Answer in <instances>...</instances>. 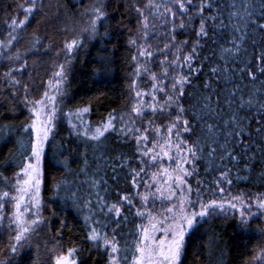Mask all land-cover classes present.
I'll list each match as a JSON object with an SVG mask.
<instances>
[{"label":"snow or ice","instance_id":"1","mask_svg":"<svg viewBox=\"0 0 264 264\" xmlns=\"http://www.w3.org/2000/svg\"><path fill=\"white\" fill-rule=\"evenodd\" d=\"M105 7V0H96L83 10L90 17L87 27L82 28L70 41L64 42L61 51L65 61L55 65L52 78L47 81L40 99H28V85H23L24 104L31 113V121L21 125V128L24 133L30 134V140L27 147L19 142L27 154L21 153L22 162L19 170L14 173L12 192L0 191V229L9 233L7 251L10 254L7 259L0 260V264H13V259L21 255V250L29 243L30 237L37 234L38 229L46 222L42 216L44 205L41 199L45 145L56 134L61 115L60 104L66 95L63 85L67 83L69 67L76 50L82 46L81 37L87 35L89 39H93L97 36L98 23L109 17ZM43 8L42 0H23V3H18L16 9L23 13V18H5L4 23L10 31L6 42L0 41V47L8 48L13 45V41L18 42L22 38L19 33L27 28L38 13L43 12ZM129 8L139 17L137 35L128 41L129 46L136 49L131 57L135 64L133 76L149 74L152 90L144 92L137 80L133 79L129 87L135 102L129 111L117 115L113 110L95 127L84 119L90 112L89 107L62 113L69 125L70 134L95 142L97 146L102 138H106V133H115L121 142L134 140L136 147L133 158L140 165L138 170L129 168L128 174L122 177L120 173L130 165L132 158L121 153L111 158L116 162L111 165H108L109 158L103 153L95 158L98 166L86 181L91 189L96 190L95 209L91 199L83 201V208L89 213L83 217L88 229L85 233L86 240L92 244L93 250L103 249L107 254L108 264H182L186 252V237L194 234L209 220L221 216L227 220L230 213L237 210L239 218L236 225L242 231L251 230L250 221L253 219L264 220V194L247 199L244 193L236 196L230 193L223 195V185L231 186L233 183L230 176L232 169L227 166L228 163H243L247 170L248 162L256 157V151L264 158V79H261L264 77V0H197L195 3L194 0H147L143 8L135 2L130 3ZM145 10H148L147 14ZM150 17L165 27L171 25L167 32L168 42L155 52L148 41L156 36L151 30L157 24L152 23ZM195 22H198V27L193 28ZM189 30L194 32V41L177 39L181 33L190 34ZM104 36H109L107 30ZM39 44L40 40L33 34L31 46L26 51L39 52ZM210 45H214L216 50L208 56H202L198 50ZM44 47L47 49L50 46ZM185 48L189 50L185 52ZM171 49L175 51L173 58L169 60L167 53ZM156 54L164 57L159 61L160 73L151 72L147 66ZM59 55L60 52H57V56ZM5 58L9 61L21 59L19 52ZM212 60H217V63L209 67L207 78L201 85L194 86L193 79H199L200 73L207 66L206 62ZM27 67L28 61L24 60L19 68H9L4 73L13 88L21 83L14 72L26 71ZM245 80L248 81L247 84L243 83ZM221 82L231 87H214ZM192 87L196 91L188 92L187 89ZM201 88L207 95L199 91ZM245 91L247 98L244 96ZM156 93L163 95V102L158 100ZM13 95L16 93L13 92ZM221 95L223 104L231 110L228 118L219 123H208V119L219 117L223 111ZM145 96H150L153 102H145ZM186 96L195 100V103L185 107L182 101ZM146 110L150 111L153 119H143L147 114ZM173 112L175 116L172 115ZM160 117L168 122L162 126L156 125L155 119ZM253 124L256 125L255 128L252 127ZM195 126L200 127L199 135ZM185 136H195V139H185ZM149 144L152 146L148 147ZM164 157L175 167L166 168L161 164L157 171H147L161 163ZM100 160L111 167L114 183L123 178L130 181L133 189L142 186L146 191L117 193L118 200L109 203L106 199L107 180L103 176L96 178L102 171ZM217 160L220 164L216 163ZM202 161L206 163L205 172L218 170L219 175L212 181V187L205 186L204 181L198 179L194 188L188 178L199 174L198 163ZM12 162L14 160H6L0 166H11ZM57 163L67 167V160ZM88 167L85 159L80 172L87 174ZM144 176H149L151 183ZM0 178L8 183L7 177ZM236 179L247 180L248 177L237 175ZM54 187L59 194L61 184ZM101 190L105 195L100 194ZM204 193H209V197L206 198ZM217 193L221 194L220 199L215 198ZM72 198L75 203L77 193L73 192ZM137 199L140 207L134 203ZM157 200L161 204L167 202L169 206L156 209ZM7 204L12 205L10 212L6 211ZM121 204H126L129 209L135 208L134 215L147 220L146 223L135 226L132 233L135 238L131 242L125 240L123 245L116 234L128 222L129 217L124 214ZM95 215H102L115 225L111 233L103 230L108 225L95 220ZM65 226L62 222L61 229ZM258 231L264 235V228ZM57 236L62 238L59 231ZM53 243L60 249L58 253L55 249L49 250L53 264H85L84 259L77 255L83 249L76 246L63 249L58 239ZM246 264H264V247L253 249L251 260L246 261Z\"/></svg>","mask_w":264,"mask_h":264},{"label":"trees","instance_id":"2","mask_svg":"<svg viewBox=\"0 0 264 264\" xmlns=\"http://www.w3.org/2000/svg\"><path fill=\"white\" fill-rule=\"evenodd\" d=\"M42 2L44 5L43 12L38 13L27 28L19 33L22 38L18 42L13 41L11 47H0V165H3L6 160H14L11 166H0V177L8 178V183L0 178V191H9L10 193L12 192L11 184L15 183L14 173L19 170L22 162L21 153H25V149L20 147L19 142H23L27 147L30 140V134L24 133L21 128V125L31 121V113L24 104L23 85H28V99L41 98L47 87V81L52 78V73L55 71V65L65 61L64 53L61 51L64 42L70 41L82 28L87 27L90 17L83 10L89 8L96 0H42ZM132 2L138 3L143 8L147 0H105V11L109 13V17L107 20L98 23L97 36L93 39H89L87 35L81 37L82 46L76 50L69 67L67 83L63 85L66 95L60 104L61 115L55 130L56 134L45 145L41 199L44 205L42 216L46 222L41 225L37 234L30 237L29 243L21 250V255L13 259V264H53L52 253L49 250L55 249L57 253L60 251L53 243L57 239L63 249L73 246L83 249V252L77 255L84 259L85 264H108L107 254L103 249L93 250L92 244L86 240L85 233L88 229L85 227L83 217L89 213L86 208H83V201L91 199L95 209L96 199L94 195L96 190L91 189L86 181L89 180L98 166V161L95 158L100 157L102 153L109 158L108 165L116 163L111 158L121 153L132 158L130 165L120 173L122 177L128 174L129 168L138 170L140 165L133 158L135 142L131 139L121 142L115 133H106V138H102L99 146H97L95 142L70 134L69 125L62 113L68 112L70 109L89 107L90 112L84 116V119L95 127L106 119L109 112L113 110L117 115L129 111L132 103L135 102L129 87L133 79L137 80L141 90L145 92L152 90L149 74L142 73L140 77L133 76L135 64L131 57L136 49L129 46L128 41L137 35L139 17L134 10L129 8V4ZM195 2L197 0H194ZM18 3H23V0H0V41L6 42L7 33L10 31L4 23L5 18L11 16L23 18V13L16 9ZM147 13L148 10H145V14ZM165 19H170V17H165ZM150 21L157 24V27L151 30L156 33V36L148 41L153 45L155 52L157 48H162L164 43L168 42L167 32L171 25L165 27L152 17H150ZM195 27H198V22L193 24V28ZM106 30L109 32L107 37L104 36ZM177 31L180 32L179 29ZM189 32L190 34H179L177 39L194 41L196 39L194 32L191 30ZM33 34L40 40L39 52L29 53L26 49L31 46ZM44 46L50 47L45 49ZM188 50L185 48L184 51L187 52ZM215 50V46L210 45L198 51L201 52L202 56H208ZM174 51V49L168 50L169 60L173 58ZM17 52L21 57L20 60L9 61L5 58L6 56H15ZM57 52H60L59 56H57ZM163 59V55L160 54H156L150 59L147 66L151 72L160 73L159 61ZM24 60L28 61V67L26 71L14 72L16 79L21 83L13 88L4 73L9 68H19ZM34 61L35 63H33ZM141 62L143 63V61ZM216 63L217 60L206 62L207 66L200 73V78L193 79V85H201L207 78L209 67ZM97 70L100 71L97 72ZM243 83L247 84L248 81L245 80ZM214 87L223 89L225 87L230 88L231 85H225L221 82ZM187 91L194 92L196 89L192 87L188 88ZM199 91L207 95L202 88ZM13 92L16 95H13ZM156 95L158 100L163 102V95L161 93H156ZM244 96L247 98L246 91ZM144 100L147 103L153 102L150 96H145ZM213 101H215V96H213ZM182 102L185 107H188L194 104L195 100L186 96ZM221 108L223 109L221 115L208 119V123H219L222 119L228 118L231 110L223 104V95H221ZM146 112L147 114L143 119H153L150 111L146 110ZM172 115L175 116V112ZM125 118L127 119V116ZM167 122L163 117L155 119L158 126ZM193 123L195 125V122ZM117 126L119 127V124ZM137 126H139V122ZM252 127L255 128L256 125L253 124ZM195 130L199 135L200 127L195 126ZM184 138L195 139V136L191 138L185 136ZM151 146V144L148 145V147ZM253 151L256 150L253 149ZM85 159L89 165L87 174L80 172V169L84 167ZM64 160H67V167L62 163H57V161ZM216 163L220 164V161L217 160ZM161 164L166 168L175 167L167 157H164L161 163L147 169V171L149 173L157 171ZM248 164V169L245 170L243 163H228L227 166L232 169L230 176L233 183L231 186L223 185L225 188L223 195L227 196L230 193L232 196H236L244 193L247 199L248 197H255L257 194H264V158H261L260 153L256 151V157L250 160ZM99 166L102 171L96 178L99 179L100 176H103L107 180L108 194L106 199L109 203L118 200L117 193H134L135 191L143 193L146 191L142 186L133 189L130 181L123 178L114 183L111 167L105 165L104 160L99 161ZM205 167V162L198 163L199 174L188 178V182L194 188L198 179L204 181L205 186L212 187V181L219 175L218 170L205 172ZM237 175L247 176L248 179L238 180L236 179ZM144 179L151 183L149 176H144ZM65 181H67L66 184ZM58 183L61 184L59 194L54 187ZM73 192L77 193L78 197L75 203L72 198ZM100 194L105 195L103 190ZM204 195L208 198L210 194L204 193ZM215 198L220 199L221 194L217 193ZM134 203L140 207L138 199ZM160 203L159 200L156 201V209H160ZM162 205L161 208L169 206L167 202ZM120 206L124 209V214L129 217L128 222L123 224L116 234V238L123 245L125 240L131 242L135 238L132 235L135 226L146 223L147 220L136 217L134 215L135 208L129 209L126 204ZM149 206L151 207V205ZM11 210L12 205L7 204L6 211L10 212ZM238 218L239 212L233 210L227 220L223 216L215 217L194 234L186 237V252L182 264H246V261H250L253 249L264 247V235L258 231V229L264 228V220L253 219L250 221L251 230L242 231L236 225ZM94 219L107 224L108 227L103 230L109 233L115 227L102 215H95ZM62 222L66 225L63 229H61ZM58 231L62 238L57 236ZM8 236L7 231L0 229V260H5L10 255L7 251Z\"/></svg>","mask_w":264,"mask_h":264},{"label":"rangeland","instance_id":"3","mask_svg":"<svg viewBox=\"0 0 264 264\" xmlns=\"http://www.w3.org/2000/svg\"><path fill=\"white\" fill-rule=\"evenodd\" d=\"M145 92V91H144ZM42 163H43V160H42ZM153 191L155 190V189H152ZM160 205V209H161V207L163 206L161 203L159 204Z\"/></svg>","mask_w":264,"mask_h":264}]
</instances>
